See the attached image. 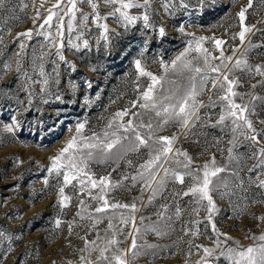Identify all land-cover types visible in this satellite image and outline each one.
Returning a JSON list of instances; mask_svg holds the SVG:
<instances>
[{
    "label": "rangeland",
    "instance_id": "obj_1",
    "mask_svg": "<svg viewBox=\"0 0 264 264\" xmlns=\"http://www.w3.org/2000/svg\"><path fill=\"white\" fill-rule=\"evenodd\" d=\"M73 2L76 7L68 13ZM132 2L141 6L122 11L135 17V23H128L119 13L113 15L121 4L105 0H93L98 10L83 0H60L59 8L53 7L57 0H5L0 7V264H107L98 260L105 247L109 250L104 255L109 258L122 250L126 264H203L205 247L215 249L208 264H229L223 257L216 259L224 246L215 243L224 240L220 234H227V243L234 248L264 243L254 239L264 235V135L260 134L264 132V100L252 99L264 98V76L255 74L254 67L251 74L233 68L237 59L264 67V0H252L251 7H247L249 0H149L147 6L144 0ZM242 8L250 29L243 44L237 16ZM50 12L59 13L62 26L55 16L44 24ZM29 30L30 39L17 38ZM200 37L205 38L201 47L207 49L208 64H204L205 53L191 51L186 57L204 69L195 81L196 95L188 101L187 110L194 115L187 126L177 120L164 124L163 116L139 106L145 103L143 92L153 81L140 74L135 61L140 60L144 72L164 78L153 85L155 96L168 95L177 86L187 88L189 73L165 72L163 65L170 67L189 42L195 48ZM216 39L225 43L217 48ZM222 63L226 67L211 71ZM225 74L228 80L238 79L233 91L239 95L231 97L234 103L247 104L249 109L255 105L254 113L244 114L255 132L244 121L234 124L235 117L227 115V101L221 100L227 95ZM200 76L207 77L203 85ZM125 110L127 114L116 117ZM221 115L225 120L217 123ZM129 121L133 126L153 124L149 144L160 137H175L169 159L156 169L157 179L164 176V168L169 173L186 171L175 162L188 163L177 152L186 153L190 168L199 169L201 184L205 164L210 173L223 169L210 176L215 205L211 214L207 200L191 194L190 188L197 186L192 176H184L181 183L169 174L153 196L157 185L153 182L151 188L145 187L138 172L154 152L147 146L125 150L131 148L128 140H122L123 148L117 145L106 157L96 154L85 171L97 182L101 177L109 181L104 195L110 204L135 203L134 212L109 208L97 213L103 201L92 197L101 194L100 188L93 189L91 181L81 176L65 185L62 173L72 172L67 159L62 161L59 176L47 171L51 158L76 135L78 123H85L83 137L97 134L103 138L105 131H115ZM110 122L113 128H108ZM138 130L147 138V127ZM118 134L125 135L122 128ZM252 135L257 139H250ZM71 154L80 159L78 153ZM81 179L86 184L83 192ZM61 187L69 198L63 203ZM121 215L128 223L121 222ZM114 233L118 244L109 245ZM133 237L135 249L131 248Z\"/></svg>",
    "mask_w": 264,
    "mask_h": 264
},
{
    "label": "snow or ice",
    "instance_id": "obj_2",
    "mask_svg": "<svg viewBox=\"0 0 264 264\" xmlns=\"http://www.w3.org/2000/svg\"><path fill=\"white\" fill-rule=\"evenodd\" d=\"M83 2L91 4L94 10H98V5L96 3H93V0H83ZM60 0H57V3L53 5L54 8H59ZM105 3L107 4H115L120 3L121 7L113 9V15L116 13H119L124 20H126L128 23H135L136 18L129 16L126 12L122 11L123 9H130L133 7H140L141 5L134 4L132 0H128L127 3H124L123 0H105ZM149 3V0H144V5L147 6ZM5 0H0V7L4 6ZM182 6L187 8L188 5L186 3H182ZM252 6V0H249L248 6ZM76 5L73 2L72 7L68 9V13H72L73 9H75ZM246 9L242 8L238 13L237 16L239 17L240 25H241V31L238 33L239 38L241 40V43L243 44L245 39L246 32L250 31V29L245 25L244 21L246 19L245 17ZM67 14V13H66ZM39 16V12H37V17ZM57 17L61 20V26L63 24V18L59 17L58 12H50L47 18L44 20V24L48 25L52 22L53 17ZM143 20L145 21V24L147 25L149 21V17L145 15L143 17ZM43 27V25H41ZM104 27L105 33H107L108 29L106 26ZM69 30H71V21H69ZM160 35L163 37L165 35L164 29L161 28L159 30ZM39 34V33H38ZM20 36H26L29 39L31 38V31H27L25 33L18 34L17 38L19 39ZM105 40L108 39V36L105 35L103 37ZM204 37H200L195 40V48L192 46V42H189L188 48L185 49L184 52L180 53L174 60L171 61V66L163 65L165 68V72L172 71L173 73H179L183 74L184 72L189 73L187 76V79L189 80V85L187 88L181 89L179 86H177V89L175 91H171L168 95H163L162 97H157L154 95V88L153 85L156 83L161 82L164 78L160 77L157 78L156 76L146 73L141 69V62L140 60L135 61V65L137 70L140 72L141 75H147L151 77V80L153 81V85H150L147 91L143 92V100L145 103L140 104L139 106L144 109H151L155 111L156 116L160 117L163 116L164 120L163 123L166 124L171 120H177L182 124V126H187L189 124V119L194 115L191 111L187 110L188 108V101L191 97H194L196 95V86L195 81L197 78V75L203 72V68L200 66H194L192 61L187 60L186 57L189 52L195 51L196 53H205L204 57V64H208L207 60V49H204L201 47V42L204 40ZM217 48H219L222 44L225 42L219 39H216L214 41ZM24 45L21 44V48H23ZM62 47V45H61ZM255 47V46H253ZM235 52V50H234ZM59 55V52L57 53ZM246 53H242V56H244ZM60 59L63 60L64 57L61 55ZM194 59H198V57H194ZM228 60H232V57H228ZM221 67H226V65H217L216 67L211 68L212 72H219L221 70ZM253 67L255 74H259L264 76V67L260 65L256 66H250L247 65L246 61L243 59H237L233 68L239 69L243 72H246L248 74H251L253 72ZM233 69H229V72H231ZM207 77L206 76H200L201 85H203L204 82H206ZM224 81L227 82V88L226 92L227 95H224L221 97L222 101H227V115L230 117H235L233 120V123L236 124L237 121H244L245 124H247L248 128L251 129L253 132H255V129L253 128L252 122L250 120H247L245 118V112H252L255 111V105L252 106L251 109H249V105L247 104H236L231 99V97L239 95L235 91H233V86L238 84V79L228 80V76L224 75ZM171 83L175 84L176 81H171ZM213 87H216L217 80L212 81ZM261 86H264L262 84ZM255 87V85L253 86ZM220 88L222 90L225 89L224 83H220ZM242 98V97H241ZM253 100L261 99L264 100V98H258L256 96L252 97ZM136 105L133 104V107ZM125 114H127V110L124 112H118L116 113V117H122ZM133 115H139L136 113H133ZM198 118V117H197ZM225 120V116L221 115L220 120L217 123H221ZM264 123V121H262ZM160 125H157L159 127ZM85 127V123H78L76 127V135L72 136L71 139L67 142V145L65 148H63L56 156L52 157V164L51 167L47 169L49 173L55 172L58 176L61 174V168L64 167L62 164V161L64 159H67L69 164L68 167L72 169V172L64 171L63 174V181L65 185L71 184L73 180H76L78 176L81 177H87L88 180L91 181V187L100 188V195L99 196H93V199L103 201V205L101 207H97L95 211L97 213H104L109 208L111 209H117V208H124V209H131L133 212L136 211V205L135 203L128 205V204H119V203H109L107 199H105L104 193L106 192L107 188L109 187V181L105 177H101L99 182L96 180H93L92 177L89 175L87 171H85V167L87 165V162L92 160L96 154H99L100 156H108L112 149L115 148L117 145H121L123 148V145L121 143L122 140H128L130 142L131 148L125 149V150H139L141 146H147L152 148L154 155L151 156L149 161H147L144 165L141 166V171L138 172L139 179L143 182L145 187L151 188L153 182L157 185L156 188H153V196L155 195V192L159 190L160 186H163L164 184V178L169 176V174L174 178L175 180L183 183L184 182V176H192L194 178V181L196 182L197 186L191 187L190 192L193 196L198 195L200 200H207L208 205L210 207L208 208V212L211 214L214 209L215 205L212 200V197L210 195V184L212 183L210 176H215L217 173L223 171L222 168H215L214 171L211 173L208 171V165H204V172H203V179L202 184L200 183V177H199V169H192L190 168V158L187 156L186 153L177 152L176 156L183 155L185 157V160L188 161V163H184L180 160H175V162L178 165H182L186 171L183 174H180L178 172L172 171L169 173V169L164 168V176L157 179L156 175V169L162 167V164L164 161H167L169 159L168 153L172 152V143L175 137H160L159 140H152L151 144H149V141L151 140L152 131H154L153 124L149 122L147 125H144L143 122L140 123L138 126H133L132 121L128 122L127 126L124 125H118L116 126V130L112 132L105 131L103 134V138H100L97 134H93L92 137H83V129ZM147 127L150 131L148 133L147 138H145L144 135L141 134V132L138 130L139 128ZM240 127L239 124H237V129ZM108 128H113V122H110L108 124ZM123 129V132L125 135L121 136L119 135V129ZM9 131L12 129L9 128ZM236 131V129H234ZM261 135H264V132L260 133ZM252 140H256L257 136L252 135L250 137ZM79 140V142H78ZM163 142V143H161ZM264 152V150H262ZM71 153H78L80 156V159L77 160L76 155H73ZM66 154H68L66 156ZM175 159V157H173ZM214 162V158H213ZM131 163V162H129ZM83 165L84 167H81ZM127 179V177H126ZM133 180H136L137 177H132ZM47 183V181H45ZM79 183L81 184L80 191L83 192L84 188L86 187L85 181L83 179L79 180ZM261 185L264 186V181L261 182ZM75 187V185H73ZM189 193H185V195H188ZM59 195L63 198L61 200V203H63V200L69 199L68 197L64 196V187H61L59 189ZM150 200L152 197L149 198ZM83 201H81V204L83 205ZM79 215V213H78ZM91 218V217H89ZM133 225H135V219L134 217H131ZM143 219V218H141ZM264 219V218H261ZM209 221L211 222V216H209ZM121 222L122 223H128V218L121 215ZM57 226L60 225V221H56ZM114 225L110 222L109 223V229L113 228ZM212 230L215 233L217 231L216 226L214 223H212ZM137 232H139V229H136ZM119 234H123L121 230L118 229ZM3 233H0V236H2ZM116 233L113 234V238L109 239L107 243L109 245H116L118 244V241L114 238ZM131 235V234H130ZM224 236V240H216L215 243L219 247L221 244L224 246L220 248L219 256L216 257L218 260L220 257H223L227 261H229V264H264V243L256 245V246H249L246 249H239L234 248L230 244L227 243V241L230 239L227 237V234H220ZM254 239H259L260 241H264V235L259 236L258 238L254 237ZM95 243V242H93ZM238 243V242H237ZM132 249L136 248V239L133 237L132 239ZM109 249L107 247L100 249L101 255L98 257L99 261H107V264H113V261H115V264H126V261L123 259V252L120 249H117V253L113 255L111 258L104 255L106 251ZM205 256L202 258L203 264H208V257L213 256L215 249H210L205 247L203 249Z\"/></svg>",
    "mask_w": 264,
    "mask_h": 264
}]
</instances>
